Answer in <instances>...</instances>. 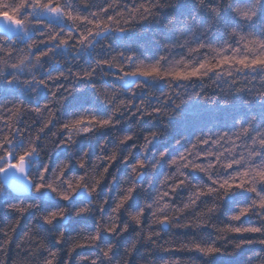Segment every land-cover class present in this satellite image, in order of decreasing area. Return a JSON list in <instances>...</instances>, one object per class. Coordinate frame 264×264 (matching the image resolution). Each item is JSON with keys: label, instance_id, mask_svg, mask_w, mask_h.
Segmentation results:
<instances>
[{"label": "trees", "instance_id": "1", "mask_svg": "<svg viewBox=\"0 0 264 264\" xmlns=\"http://www.w3.org/2000/svg\"><path fill=\"white\" fill-rule=\"evenodd\" d=\"M0 17L29 32H0V172L33 181L0 175V264H264V0Z\"/></svg>", "mask_w": 264, "mask_h": 264}, {"label": "water", "instance_id": "2", "mask_svg": "<svg viewBox=\"0 0 264 264\" xmlns=\"http://www.w3.org/2000/svg\"><path fill=\"white\" fill-rule=\"evenodd\" d=\"M20 24L13 22L8 17H0V32L7 36L20 34ZM8 165L0 172L3 184L17 196H26L33 189V181L29 177L30 163L22 160L17 164L12 162V157L7 158Z\"/></svg>", "mask_w": 264, "mask_h": 264}, {"label": "rangeland", "instance_id": "3", "mask_svg": "<svg viewBox=\"0 0 264 264\" xmlns=\"http://www.w3.org/2000/svg\"><path fill=\"white\" fill-rule=\"evenodd\" d=\"M34 14L37 17L47 18V19L57 21V22H63V16H62L61 10L59 8H55L52 6L46 7L44 9H36L34 11ZM20 27H21L20 34H22L24 36H28L29 32L24 28V26L20 25ZM132 80H134V79L131 77L127 78L126 83L129 81H132ZM15 164H17V163H15Z\"/></svg>", "mask_w": 264, "mask_h": 264}]
</instances>
